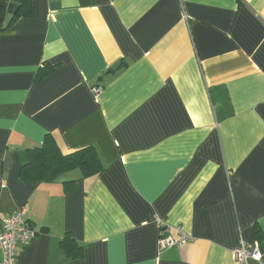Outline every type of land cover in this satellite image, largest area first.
I'll use <instances>...</instances> for the list:
<instances>
[{"label": "crops", "instance_id": "obj_1", "mask_svg": "<svg viewBox=\"0 0 264 264\" xmlns=\"http://www.w3.org/2000/svg\"><path fill=\"white\" fill-rule=\"evenodd\" d=\"M21 1L0 0V215L37 231L17 264H237L255 229L264 248V0H30L10 21ZM46 135L102 170L21 178ZM156 217L191 238L158 251Z\"/></svg>", "mask_w": 264, "mask_h": 264}, {"label": "trees", "instance_id": "obj_2", "mask_svg": "<svg viewBox=\"0 0 264 264\" xmlns=\"http://www.w3.org/2000/svg\"><path fill=\"white\" fill-rule=\"evenodd\" d=\"M33 11L30 0H22L12 14L10 21L17 15H32ZM44 74L39 73L38 78ZM72 168H78L84 176H93L102 170L103 164L93 146L80 148L69 154H62L53 138L46 135L41 145L28 149V155L20 169V176L23 179L52 180ZM254 231L260 246L263 236L259 229ZM62 244L65 253L69 256L76 257L82 252L81 247L71 237H65ZM263 249H261L262 253Z\"/></svg>", "mask_w": 264, "mask_h": 264}, {"label": "built area", "instance_id": "obj_3", "mask_svg": "<svg viewBox=\"0 0 264 264\" xmlns=\"http://www.w3.org/2000/svg\"><path fill=\"white\" fill-rule=\"evenodd\" d=\"M92 89L94 92L99 91L95 86ZM156 222L160 226V235L157 240L158 251L180 245L191 238L179 228V236L174 238L169 233L168 227L161 224L160 218L156 217ZM36 235L37 231L27 220L22 208L0 215V248L2 251L0 264H17L18 245L31 241ZM261 257L262 252L258 241L247 242L240 239L239 244L233 249V259L237 264H247L249 260H260Z\"/></svg>", "mask_w": 264, "mask_h": 264}]
</instances>
